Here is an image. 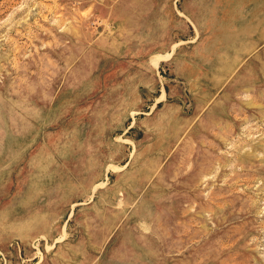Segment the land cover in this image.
<instances>
[{
    "label": "rangeland",
    "instance_id": "374dc122",
    "mask_svg": "<svg viewBox=\"0 0 264 264\" xmlns=\"http://www.w3.org/2000/svg\"><path fill=\"white\" fill-rule=\"evenodd\" d=\"M0 264H264V0H0Z\"/></svg>",
    "mask_w": 264,
    "mask_h": 264
}]
</instances>
